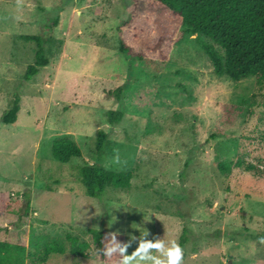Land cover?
I'll return each instance as SVG.
<instances>
[{"label": "rangeland", "instance_id": "1", "mask_svg": "<svg viewBox=\"0 0 264 264\" xmlns=\"http://www.w3.org/2000/svg\"><path fill=\"white\" fill-rule=\"evenodd\" d=\"M166 18L153 1L0 0V119L21 98L17 121L0 120V191L16 212L28 209L12 238L25 235V264H107L71 255L67 237L85 242L102 228L126 241L140 231L174 239L182 264H264V87L254 76L217 75L204 45L224 50L200 33L154 63L119 51L120 36L157 37ZM32 34L53 41L49 64L26 80L35 44L24 36ZM119 86L123 102L111 93ZM120 108L123 118L111 123L109 110ZM99 129L107 134L102 153ZM63 137L82 150L67 163L51 151ZM95 162L129 172L131 186L88 196L79 170ZM7 234L0 212V240ZM54 243L65 254L49 252Z\"/></svg>", "mask_w": 264, "mask_h": 264}, {"label": "trees", "instance_id": "2", "mask_svg": "<svg viewBox=\"0 0 264 264\" xmlns=\"http://www.w3.org/2000/svg\"><path fill=\"white\" fill-rule=\"evenodd\" d=\"M144 2H158L167 13L163 32L157 37L138 36L134 34L130 40L120 36L119 51L137 61L154 63L167 60L169 50L175 43L181 41L185 35L203 34L211 38L224 50L220 53L213 45L205 44L214 71L217 75H226L234 80L254 76L264 87V0H143ZM135 8L131 18L125 22L127 27H133L136 22ZM153 26L156 21L150 17ZM53 27L59 24V16L52 22ZM24 38L35 44L34 63L28 65L25 78L32 80L42 67L49 64L47 45L53 37L40 34L25 35ZM168 50V53L165 52ZM125 86H119L111 93L118 100H122ZM21 98L18 94L9 102V107L1 116V122L12 124L17 121L20 113ZM123 102V100H122ZM125 110H109L108 120L111 123L121 121ZM107 134L103 129L97 132L96 148L102 153ZM53 157L67 163L74 157H80L82 150L70 137L57 138L51 147ZM80 181L90 197L100 198L109 188L125 189L131 186V174L123 171H113L105 168L101 163L85 164L79 170ZM14 200L6 190L0 191V212L2 213L8 238L0 240V264H25L27 248L25 235L23 241L13 240L16 232L26 224L28 214L18 213L13 209ZM29 208V206H27ZM22 225V226H21ZM21 226V227H20ZM9 228H12L9 230ZM106 229L89 230L87 241H80L79 237L68 234L71 241L70 253L74 257H91L103 263L118 264L119 252L112 257H105L101 251L102 240H110V233ZM116 240L127 242L124 234L116 232ZM51 253L65 254V247L52 244L48 247Z\"/></svg>", "mask_w": 264, "mask_h": 264}, {"label": "clouds", "instance_id": "3", "mask_svg": "<svg viewBox=\"0 0 264 264\" xmlns=\"http://www.w3.org/2000/svg\"><path fill=\"white\" fill-rule=\"evenodd\" d=\"M109 235L110 240L101 241L103 244L101 251L105 257H112L118 250L120 254L118 264H182L183 249L174 239L168 241L162 238L145 239L148 231H140L139 237L130 236L127 242L121 243L116 240V232ZM137 239L139 240L138 246L131 254H127L126 249ZM149 249L157 250L159 255L149 252Z\"/></svg>", "mask_w": 264, "mask_h": 264}]
</instances>
